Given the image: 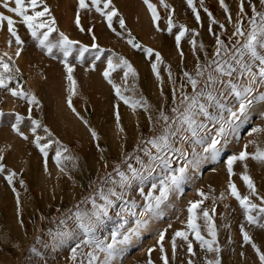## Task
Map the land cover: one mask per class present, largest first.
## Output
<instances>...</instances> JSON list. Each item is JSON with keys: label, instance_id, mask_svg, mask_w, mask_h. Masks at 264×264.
<instances>
[{"label": "rangeland", "instance_id": "rangeland-1", "mask_svg": "<svg viewBox=\"0 0 264 264\" xmlns=\"http://www.w3.org/2000/svg\"><path fill=\"white\" fill-rule=\"evenodd\" d=\"M87 2L91 7L90 0ZM112 2L120 16L124 18L125 28L120 27L119 17H115L113 19L115 31H113L107 26L104 17L92 8L91 11L83 9L80 12L81 25L85 29L81 32L75 23L78 0H44V3L50 7L52 15L55 16L56 26L60 32L88 46L93 43L92 34L94 33L97 38L96 43L104 50L101 58L95 60V69L91 67L95 59V50L86 53L82 61L76 59L78 54L75 50L68 58L69 63L75 68L73 75L77 81V94L73 96V106L80 117L87 120V126L67 106L68 82L61 63L62 54L54 50L57 54L56 59L46 55L44 50L37 46V42L26 28L18 22L16 24L18 34L25 43L21 55L16 57L17 46L14 39L10 48L7 45L10 36L6 22L0 30V53L8 52L12 55L15 66L20 69L17 74L18 82L25 91L34 93L40 101L38 106H31V117L39 120L42 125L33 134L31 121L28 119L27 101L13 97L6 89H0V110L4 113V116L0 117V155L3 156L0 163L5 166V171L0 173V264H36L37 260L41 264H72L71 247L78 241H69L53 247L49 233L57 229L59 220L69 209H73L89 195L91 191L89 185L96 181L98 175L110 172L113 164L119 162L124 153H132L142 137L151 135L148 115L155 116L161 106L170 111L173 106L172 90L174 86L179 90L183 71L194 72L197 57L203 60L205 51L209 56L212 54L215 37L209 32L210 20L203 8L207 7L217 21L225 24L226 31L223 33L218 24L211 25L213 32L221 35L225 43L230 42L234 31L233 24L228 23L218 0H204L203 6L199 4V0H194L200 12V23H197L186 0H164L170 5L169 9L163 7L160 0H150L156 6L160 17L158 21L160 31H157L153 24L151 14L143 0H112ZM225 2L235 21L239 0H225ZM250 4H254L257 10L264 11V6L260 5L259 0H245L244 7L247 15H251ZM171 9H174L172 19L177 27L169 33L167 20ZM0 12L19 21L18 17L2 7ZM181 24L186 25L190 30L180 42V48L184 52L183 60L175 41V34ZM89 28H92V33L87 31ZM191 30L199 33L196 36L197 44L202 42L205 46L204 50L198 48L195 54L190 45ZM58 35V32L53 33L50 39L55 42ZM130 38H134L141 48L137 49L129 45L127 41ZM145 48L153 49L152 57L145 53ZM155 52L160 53L163 61L159 64V72L163 80V95L160 82L151 68V64L155 62ZM112 53L124 56L136 69L138 75L135 78L129 77V85L134 82L136 98L143 96L152 105L150 113L142 108L134 112L116 97L112 86L103 78L102 73L106 68L107 56ZM169 66L175 85L168 78ZM122 77L123 69H117L112 73L111 78L116 84L121 85ZM17 80L9 86L14 88ZM185 91L191 92L190 86L186 87ZM125 94L132 95L131 92ZM262 94H264V88L257 86L253 94L256 99L247 110L246 116L238 122L239 127L235 133L229 135L215 156L204 154L198 166L189 167L179 189L170 194L168 200L161 206L160 216L153 218L138 235L120 246L118 254L113 257V264H147L149 248L155 249L151 254L153 264H162L157 237L159 231L164 229H167L164 247L169 257V264H187L190 257L186 251V245L178 239L177 253L173 258L170 241L176 230H184L189 201L199 200L197 193L201 190L210 196L217 197L214 220L222 249L221 264H259V259L251 245L243 243L240 225H245V230L249 232L253 242L261 251H264V228L248 225L239 203L228 195L229 176L226 161L231 155L243 150L245 144H248L249 153L254 152L255 145L249 144L250 140L256 141V144L264 148V131L249 135L252 128L264 129V101L259 100ZM229 100L231 101L229 106H238L239 102L236 99L230 97ZM117 105L123 132H120L115 119ZM16 113L25 118L20 128L28 136L27 140L12 131L11 125L15 122ZM44 127L51 131V139L58 140L60 144L67 146L77 157L75 168L68 164L65 172L59 170L54 160L55 151L59 145L53 143L48 149L47 171H45V158L33 143L36 135L45 137L42 143L47 142L48 134L44 131ZM89 127L97 132L98 141L93 140ZM200 151L197 147V152ZM105 162L108 164L107 168L104 167ZM182 164L183 161L177 160L174 167L178 168ZM247 165L248 174L253 178L259 195L264 196V165L251 159L247 161ZM9 171L17 174L11 185L5 179ZM242 172H244V162L237 161L234 164L235 174L231 179L242 195H248V189L241 179ZM21 180L24 181L23 185L20 183ZM150 183L146 181L139 187L147 191L150 189ZM13 187L16 192H13ZM17 192L20 198L19 211L16 202ZM221 193H225L224 200L219 199ZM130 195L138 203H142L138 191L134 190L130 192ZM252 199L259 203L255 197ZM202 207L211 209L212 200H206ZM198 223L202 225L203 220H198ZM225 224L230 227L225 228ZM169 225L171 227H168ZM113 226L109 222L98 235L101 238L107 237ZM134 226L135 218L129 217L128 223L121 232ZM202 234L207 237L203 229ZM32 247L38 248L42 255L35 257L31 252ZM194 251L196 255L191 258L195 264H206V260L214 259L213 253L202 251L199 244L195 242ZM241 253L244 255L242 256Z\"/></svg>", "mask_w": 264, "mask_h": 264}, {"label": "snow or ice", "instance_id": "snow-or-ice-1", "mask_svg": "<svg viewBox=\"0 0 264 264\" xmlns=\"http://www.w3.org/2000/svg\"><path fill=\"white\" fill-rule=\"evenodd\" d=\"M143 2L151 14L157 31H160L158 23L160 17L156 6L150 0H143ZM160 2L166 9L170 8V5L164 0H160ZM259 2L261 6H264V0H259ZM90 3L91 7L87 0H78L75 23L81 32H84L85 29L81 25L80 12L83 9L91 11L92 8L104 17L107 26L113 31H115L113 28L115 17H119L120 27L125 28V20L120 16L112 0H90ZM218 3L223 9L228 23L233 24L234 31L230 42L225 43L221 35L213 32L211 25L218 24L223 33L226 31L225 24L217 21L212 12L204 7L203 10L210 20L209 32L215 37L212 54L209 56L205 51L203 60L197 57L194 72L183 71L179 90L175 86L172 90L173 106L170 111L161 106L155 116L148 115L151 135L142 137L132 153H124L121 160L113 164L110 172L98 175L96 181L89 185L91 189L89 195L76 204L73 209H69L59 220L57 229L49 233L53 247L69 241H78L71 247L72 264H113V257L118 254L120 246L138 235L153 218L160 216L161 206L168 200L170 194L179 189L189 167L198 166L204 154L211 156L217 154L223 147V142H226L229 135L234 134L239 127L238 122H241L242 118L246 116L247 110L256 99L253 94L257 86L264 88V11L257 10L254 4H250L251 15L249 16L245 12V0H239L238 13L234 21L225 0H218ZM186 4L192 10L197 23H200V12L194 0H186ZM199 4L203 6L204 0H199ZM0 7L19 18L17 21L12 16L0 12V30L6 22L7 32L10 36L7 45L10 48L14 39L17 46L16 57L21 55L25 43L18 34L16 27L18 22L26 28L30 36L37 42V46L44 50L46 55L56 59L57 54L54 50L62 54L61 63L64 66L65 78L68 82L67 106L87 126V120L80 117L79 112L73 106V96L77 94V81L73 75L75 68L69 63L68 58L75 50L78 54L76 59L82 61L86 53L95 50V59L91 65L95 69V60H99L104 52L96 43L95 34H92L93 43L90 46L70 39L64 32L58 30L56 18L44 0H0ZM172 13H174V9H171L167 20L169 33H172L173 28L177 27L173 23ZM87 31L93 32L92 28L87 29ZM189 31L186 25L181 24L175 34L176 46L181 60L184 58V52L180 48V42ZM56 32L59 35L53 42L50 37ZM191 34L190 45L193 54L197 52L198 48L204 50L205 46L202 42L197 44L196 36L199 33L191 30ZM129 36L131 37L130 32ZM127 42L133 48H141V45L136 43L134 38H130ZM144 51L149 57L153 56V49L145 48ZM154 61L151 68L156 79L160 82L161 94L163 95V80L159 72V64L163 61L159 52L154 53ZM117 69H123L121 85L116 84L111 78L112 73ZM19 72L20 69L15 66L12 55L8 52L0 53V89H6L13 97L27 101L29 105L28 119L31 121V131L35 134L42 125L39 120L32 119L31 106H38L40 101L34 93L23 89L17 80ZM102 75L112 86L116 97L125 105L134 112L138 108H142L145 112L150 113L152 105L143 96L136 98V84L134 82L129 85V77L135 78L138 73L127 58L115 53L108 55L106 68ZM168 78L175 85L170 66ZM14 80L17 82L13 88L9 85ZM189 86L191 92L185 91V88ZM127 92H131L132 95H126ZM230 97L239 102L238 106H229ZM259 100L264 101V94L259 96ZM3 116L4 113L0 110V117ZM24 119L23 116L16 113L15 122L12 123L11 128L13 132L27 140L28 136L20 128ZM115 119L120 132H123L124 129L120 126L118 105L116 106ZM44 131L48 134L47 142L42 143L41 141L45 137L36 135L33 143L45 158V171H47L48 149L53 143L59 145L54 157L59 170L65 172L68 164L75 168L77 157L71 153L67 146L60 144L58 140L51 139L52 133L47 127H44ZM89 131L93 140L98 141L97 132L91 127H89ZM261 131L264 129L252 128L249 135ZM248 143L255 145L254 152L249 153L248 144H245L243 150L238 154L231 155L226 161L229 176L227 193L239 203L248 225L264 228V196L259 195L253 178L248 174L247 165L249 159L264 165V148L256 144L254 140H250ZM197 147L200 148V152H197ZM97 148L99 149V144H97ZM2 160L3 156L0 155V161ZM177 160L183 161V164L178 168L174 167ZM237 161L244 162V172L241 173V179L248 189V195H242L231 179L235 174L234 164ZM104 167H108L107 162H105ZM4 171L5 166L0 163V173ZM16 175L15 172L9 171L5 179L11 185ZM146 181L151 182L150 189L147 191L143 187H139ZM20 183L23 185L24 181L21 180ZM134 190L139 192L142 203H138L130 195V192ZM13 192H16L15 187H13ZM197 195L200 197L199 200L189 201L184 230H176L171 237L173 258L177 253V240L179 239L186 245V251L190 257L187 264H195L191 258L196 255L194 242L199 244L202 251L214 254V259L206 260V264H221L222 249L214 220L217 197L210 196L202 190L198 191ZM252 197H255L259 203L254 202ZM225 198V193H221L219 199L224 200ZM209 199L212 200L211 209L202 207L204 202ZM16 202L19 211L20 198L18 192L16 193ZM117 202H119L118 205ZM129 217L135 218V226L121 232V229L128 223ZM200 219L203 220L202 225L198 223ZM109 222L114 226L107 237L101 238L98 233ZM20 223L22 224L23 221L21 220ZM224 227L228 228L230 225L225 224ZM202 229L206 231L207 237L202 234ZM166 233L167 229L161 230L157 237L162 264H169V257L164 247ZM240 233L243 243L250 244L254 249L259 264H264V251H261L258 245L253 242L252 236L245 230L244 224L240 225ZM154 250V248L148 249L147 264H153L151 254ZM31 252L35 257L42 255L36 247H32ZM241 255L244 254L241 253ZM36 264H41V262L37 260Z\"/></svg>", "mask_w": 264, "mask_h": 264}]
</instances>
